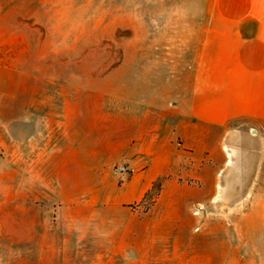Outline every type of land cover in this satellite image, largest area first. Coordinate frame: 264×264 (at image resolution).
<instances>
[{
  "label": "rangeland",
  "instance_id": "rangeland-1",
  "mask_svg": "<svg viewBox=\"0 0 264 264\" xmlns=\"http://www.w3.org/2000/svg\"><path fill=\"white\" fill-rule=\"evenodd\" d=\"M203 5L0 0V264H257L246 204L124 197L133 103L169 96Z\"/></svg>",
  "mask_w": 264,
  "mask_h": 264
},
{
  "label": "crops",
  "instance_id": "crops-1",
  "mask_svg": "<svg viewBox=\"0 0 264 264\" xmlns=\"http://www.w3.org/2000/svg\"><path fill=\"white\" fill-rule=\"evenodd\" d=\"M192 39L169 96L133 103L140 124L124 197L141 199L173 173L158 199H219L230 212L246 204L236 226L264 264V0H204ZM150 109L153 152L144 137Z\"/></svg>",
  "mask_w": 264,
  "mask_h": 264
},
{
  "label": "trees",
  "instance_id": "trees-1",
  "mask_svg": "<svg viewBox=\"0 0 264 264\" xmlns=\"http://www.w3.org/2000/svg\"><path fill=\"white\" fill-rule=\"evenodd\" d=\"M157 179H156V181L153 182L152 187L146 191V193L144 194V197L141 200V203L146 202L148 200V199H146L147 197L153 196V199H149L150 202H149V206L147 207V210L150 209L154 205L157 198L161 194V191H162L163 186H164V184H158Z\"/></svg>",
  "mask_w": 264,
  "mask_h": 264
},
{
  "label": "built area",
  "instance_id": "built-area-1",
  "mask_svg": "<svg viewBox=\"0 0 264 264\" xmlns=\"http://www.w3.org/2000/svg\"><path fill=\"white\" fill-rule=\"evenodd\" d=\"M118 171L121 174H126V173L130 172V169L126 165H121V166H119Z\"/></svg>",
  "mask_w": 264,
  "mask_h": 264
}]
</instances>
